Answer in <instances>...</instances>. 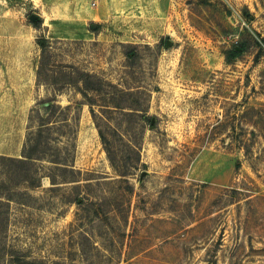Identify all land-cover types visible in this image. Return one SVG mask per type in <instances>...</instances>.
Here are the masks:
<instances>
[{"label":"rangeland","instance_id":"374dc122","mask_svg":"<svg viewBox=\"0 0 264 264\" xmlns=\"http://www.w3.org/2000/svg\"><path fill=\"white\" fill-rule=\"evenodd\" d=\"M17 255L264 264V0H0V264Z\"/></svg>","mask_w":264,"mask_h":264},{"label":"trees","instance_id":"16d2710c","mask_svg":"<svg viewBox=\"0 0 264 264\" xmlns=\"http://www.w3.org/2000/svg\"><path fill=\"white\" fill-rule=\"evenodd\" d=\"M48 41L47 40H45V39H43V40H41V41H39V45L41 46V48H42V53H43V55L45 54V52H46V49H47V47H48ZM41 77V72L39 71L38 72V78H40ZM85 78L86 79H89V78H93V76H90V75H88V76H85ZM84 82V79H77V80H74L72 83H70V84H72L73 86H77L78 84H79V82ZM84 94V93H83ZM34 148H30L28 151H26L25 153H24V157L26 158V159H28L29 161H33V160H39V158L38 157H36L35 156V154L33 153L34 152ZM120 172H123V171H120ZM13 264H32V263H30V262H27V261H23V259H21L18 255L17 256H14V259H12V261H11Z\"/></svg>","mask_w":264,"mask_h":264}]
</instances>
